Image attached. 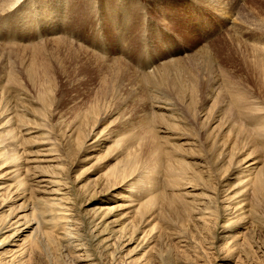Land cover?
<instances>
[{
	"label": "rangeland",
	"instance_id": "1",
	"mask_svg": "<svg viewBox=\"0 0 264 264\" xmlns=\"http://www.w3.org/2000/svg\"><path fill=\"white\" fill-rule=\"evenodd\" d=\"M0 174L21 264H264V0H0Z\"/></svg>",
	"mask_w": 264,
	"mask_h": 264
},
{
	"label": "bare ground",
	"instance_id": "2",
	"mask_svg": "<svg viewBox=\"0 0 264 264\" xmlns=\"http://www.w3.org/2000/svg\"><path fill=\"white\" fill-rule=\"evenodd\" d=\"M6 1V0H5ZM8 1V0H7ZM5 3H7V2H5ZM5 5V4H4ZM8 5H10V4H8ZM9 7V6H8ZM239 18V17H238ZM109 25V24H108ZM134 31V30H133ZM138 34V33H137ZM56 39H59V40H64V39H66V38H64V37H55ZM132 38V37H131ZM130 39V38H129ZM129 39H127L128 41H129ZM70 41V40H69ZM68 42V41H67ZM123 43V42H122ZM131 44V43H130ZM132 45V44H131ZM206 46H207V44H206ZM125 49H127V47H126V44H125ZM205 47V46H204ZM132 49V48H131ZM134 49V48H133ZM131 53V52H130ZM129 53V54H130ZM134 57V56H133ZM136 57V56H135ZM188 57V56H187ZM174 58H176V57H174ZM116 60H118V59H116ZM122 60H124V59H122ZM120 61V60H119ZM175 61H178V60H176V59H172V60H169L168 62H166L165 64L163 63V65H166L167 66V68L169 67V66H171V65H174L175 64ZM122 62V61H121ZM125 62V61H124ZM170 62H172L171 64H170ZM125 63H127V62H125ZM137 63H138V65L140 66V68H141V64H142V60H141V58H139L138 60H137ZM137 65V66H138ZM169 65V66H168ZM168 70V69H167ZM159 71V70H158ZM157 68L156 67H153V69L151 70V71H147V72H145L146 73V75H147V77L149 78V79H151V76L152 75H154V74H156L157 72ZM159 73V72H158ZM153 78H155V77H153ZM153 78H152V81H153ZM155 81V80H154ZM153 83V82H152ZM154 85V84H153ZM230 88H231V86H229ZM231 95H232V97H231V100H232V103L233 104H235V106H237V107H239L240 109H242V108H244L243 106H244V101H245V97H244V95L242 94V93H240L239 91H237V90H234V89H231V93H230ZM161 103V105L159 106V107H161V108H163V109H165V110H167V109H169V107L167 106L168 104L166 103V102H160ZM229 108V107H228ZM230 111H231V109H230ZM245 112H246V110H244ZM241 112H243V110L241 111ZM247 113H249L248 112V110H247ZM242 115V114H241ZM243 116H246V113H245V115H243ZM151 133V132H150ZM153 136H152V134H150V137H149V140L153 143ZM17 143V142H16ZM45 143V141H43L42 140V142L41 143H38V145L39 144H41L40 146H42L43 144ZM47 144V143H46ZM161 147V146H160ZM160 149V148H159ZM42 150H45V149H41L40 151V153H39V155H36V156H34V157H32V159H28L29 161L28 162H33V163H43V162H46V161H49V160H47V159H44V158H42L43 156H47L48 154L47 153H42ZM153 154H155V156H153ZM151 156V159H152V161L154 162L155 160H156V156H157V154H156V147L154 146V149H153V151H152V154L150 155ZM48 157V156H47ZM8 162V161H7ZM257 163V161L254 163H250V164H247L245 167H247V169H245V170H248V169H250V168H254V167H252L251 165L253 164V166L255 165ZM8 164V163H7ZM9 165H11V170H9L8 171V173H10L11 174V176H15V174L17 173V171L19 170V165L17 164V161L16 160H14V159H12V160H10V162H9ZM251 166V167H250ZM14 168V169H13ZM41 168V167H40ZM248 172V171H247ZM1 176H2V174H0ZM44 176H49L47 173H45L44 172V170L43 169H39V168H37V172L35 173V176H34V178H35V184L37 185L36 187H37V190L38 191H40V192H44V193H46V194H55L56 193V191L57 190H53V189H49V188H51V186H54L53 184L54 183H56V184H59L58 183V181L56 180L55 181V177H53V176H50V178L48 177V179L47 178H45ZM126 180H128V179H126ZM247 182H248V178L247 179H244V180H238L237 181V183L235 184V187L234 188H236V192H234V194L236 193L237 195H238V197L240 196V197H243L244 198V196H246V194L247 193H249L250 194V190H252V195L251 196H254L255 195V192L257 193V191H259L260 189H261V187H262V179L260 178V179H257V181L255 182L256 184L255 185H253L252 184V189H248L249 187L248 186H250V185H248V186H246V184H247ZM17 184H19L18 182H17ZM61 184V183H60ZM60 184H59V186H60ZM20 185V184H19ZM57 186V185H56ZM55 186V187H56ZM57 188H59L60 189V187H57ZM251 188V187H250ZM5 189V187L4 186H1L0 185V195L3 193V190ZM61 190V189H60ZM59 190V191H60ZM238 190V191H237ZM232 191H234V190H232ZM13 192H15V193H17V191H16V189H14L13 190ZM253 193H254V195H253ZM131 195V194H130ZM15 197H18L19 199H21V200H24L22 203H25L26 204V199H25V197H24V195H22L21 193H17L16 195H15ZM228 197H230V196H228ZM235 197H236V195H235ZM234 197V198H235ZM53 198V197H52ZM242 198V199H243ZM252 199H253V197H251ZM58 199V198H57ZM229 199V198H228ZM245 199V198H244ZM60 201H62V200H60ZM245 202V201H244ZM241 203V202H240ZM243 204V207H244V209H243V212H240V213H244V212H246V215H248L250 218H252V216H253V205L252 204H250L249 205V203H248V205H247V203H242ZM33 206V205H32ZM126 206V205H125ZM127 206L128 207H132L131 206V204H127ZM242 206V205H241ZM17 207V206H16ZM238 207V206H237ZM240 207V206H239ZM241 208V207H240ZM28 209V204H26V206L25 205H23V206H21L20 208H18L17 210H18V213H16L15 214V216H13V221L12 222H10L9 224H8V222L7 223H3V222H0V230H2V229H7V228H9L10 226V229L8 230L10 233L7 235V239L3 242V244H5V246H9L10 248H6V249H4L3 251H4V255H7L6 257H4V262H3V264H21V261L19 262V260H17V262L16 261H14L13 259H14V256L15 255H17L18 254V256H20V257H22L21 255H22V253H24V249L25 248H23L24 246H25V244L27 243V237L29 236L28 234H26L27 232L29 233V231H30V234H31V232H33L36 228H37V226L39 225V223L37 224L36 223V221H34L33 219H27V215L26 214H24V212H25V210H27ZM102 209H104V208H101V210ZM238 209V208H237ZM130 210V209H129ZM130 211H132V208H131V210ZM239 219H242V218H239ZM229 222H231L230 220H229ZM229 224H231V223H228V225ZM33 225H35L34 227H33ZM41 226V225H40ZM68 233L66 234L67 236H70V234H69V231H67ZM63 235L65 236V234L63 233ZM66 236V237H67ZM65 237V238H66ZM1 255H2V253H1ZM3 256V255H2ZM24 257V256H23ZM88 257V256H87ZM14 261V262H13ZM16 262V263H15ZM86 264H95V262L93 261V259H91V258H89V262H86Z\"/></svg>",
	"mask_w": 264,
	"mask_h": 264
}]
</instances>
